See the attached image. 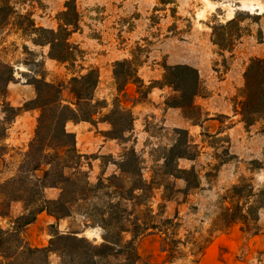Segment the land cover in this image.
<instances>
[{
    "label": "rangeland",
    "instance_id": "obj_1",
    "mask_svg": "<svg viewBox=\"0 0 264 264\" xmlns=\"http://www.w3.org/2000/svg\"><path fill=\"white\" fill-rule=\"evenodd\" d=\"M67 1L42 0V6L27 2L17 5V10L22 14L32 12L38 26L57 30V16L65 10ZM76 2L79 29L71 33L69 42L81 51V56L73 66L51 59L48 46L34 45L31 37L0 22V60L12 64L16 72L7 87V101L23 109L8 129L9 153L0 161L1 176L8 178L16 173L35 136L40 111L30 109L32 105L25 107L37 95L34 79L61 84L67 104L73 102L71 78L86 72L82 66H93L99 71L95 97L104 101L106 107L92 123L70 122L66 126L75 134L76 149L84 155L82 170L90 183L120 175L119 165L133 149L142 163L144 177L150 179L163 163L162 149L179 139L176 129L187 130L198 145L194 160L180 159L178 164L183 169L195 168L200 187L176 193L166 202L161 200V191L157 192L153 199L155 213L174 219L176 226H169L167 236L156 233L140 238L136 245L139 258L134 264H264V208L259 211L257 232L242 231L240 224L226 231L213 228L221 207L230 205L235 185L244 186L246 192H250L248 185H253L255 193L264 190V119L248 127L239 114L245 72L250 61L259 58L256 47H264V0ZM238 11L242 12L238 23L216 30L215 35L214 28L225 25ZM13 21L21 22L17 16ZM125 59L139 64V81L130 82L121 91L114 77V65ZM166 65H188L198 70L204 92L194 102L202 112L201 126L188 121L181 108L166 105L175 94L171 87L162 86ZM227 79L229 82L224 84ZM115 105L133 115V130L121 139L113 138L122 134H116L117 130L107 121ZM1 110L0 105V119ZM112 119L117 121L115 116ZM84 133L88 138L83 137ZM174 182L177 189L185 188L183 181ZM59 194L57 188L45 191L49 200L57 199ZM23 212L22 202L12 203V218ZM83 219L76 216L57 221L43 212L22 230V235L32 247H47L55 229L65 234L81 231ZM9 223L1 222L5 229ZM83 230L80 237L97 245L104 243L101 227L92 224ZM50 262L58 264L60 259L54 254ZM105 264L125 263L123 256L115 254Z\"/></svg>",
    "mask_w": 264,
    "mask_h": 264
},
{
    "label": "trees",
    "instance_id": "obj_2",
    "mask_svg": "<svg viewBox=\"0 0 264 264\" xmlns=\"http://www.w3.org/2000/svg\"><path fill=\"white\" fill-rule=\"evenodd\" d=\"M27 2L42 6V0H0V22L12 25L22 35L31 37L34 45L48 46L51 59L75 65L81 51L69 42V36L79 29L76 0H68L65 10L58 14L57 30L38 26L32 12L19 13L17 5ZM240 14L242 12L238 11L225 25L215 27L214 34L218 29L238 23ZM14 16L21 22L15 23ZM138 67L139 64L128 59L115 63L114 77L121 91L130 82L139 81ZM164 68L162 86L171 87L175 92L167 99L166 105L181 108L188 121L201 126L202 112L194 102L204 92L198 70L188 65H166ZM81 69L86 72L71 78L73 102L67 104L62 98L61 84L48 82L45 78L34 79L37 95L25 107L32 105L30 109L40 111L35 136L16 173L3 178L0 171V264H51L50 257L54 254L60 259L58 264H105L115 254L123 256L125 264H134L139 258L136 245L140 238L156 233L167 236L171 230L169 226H176L174 219L155 213L153 199L157 192L161 191V200L166 202L172 200L176 193H187L200 187V177L195 168L183 169L178 164L180 159L194 160L197 156L198 145L184 129H176L179 139L171 147L162 149L163 163L157 166L150 179L144 177L142 163L133 149L123 157L119 165L120 175L113 174L99 178L96 184L90 183L88 174L82 170L84 155L76 149L75 134L67 131L66 126L70 122L92 123L106 106L104 101L95 97L99 83L98 69L93 66H82ZM15 73L12 64L0 60V105L3 114L0 119V161L9 153L6 144L8 129L23 111L7 101V87L15 79ZM244 76L245 88L239 114L250 127L264 119V58L252 59ZM114 116L117 121L112 119ZM110 117L107 121L113 130L122 134L114 135V139H121L126 132L133 130V115L128 109L115 105ZM118 126L121 129H117ZM67 169L72 172L66 174ZM174 180L183 181L185 188L177 189ZM243 187L235 185L232 188L230 205L221 207L213 223L215 230L226 231L240 224L242 231H259L264 190L255 193L253 185H248L250 192H246ZM47 188L59 189V197L49 200L45 195ZM13 202L24 205L23 214L16 218L10 215ZM43 212L57 221L82 216L83 228L66 234L55 229L49 246L32 247L23 238L22 230ZM2 220L10 222L8 229L2 226ZM92 224L104 230V243L97 245L79 236L84 228Z\"/></svg>",
    "mask_w": 264,
    "mask_h": 264
},
{
    "label": "crops",
    "instance_id": "obj_3",
    "mask_svg": "<svg viewBox=\"0 0 264 264\" xmlns=\"http://www.w3.org/2000/svg\"><path fill=\"white\" fill-rule=\"evenodd\" d=\"M261 25H262V27H263V29H264V18L261 19ZM263 35H264V34H263ZM263 45H264V44H263ZM263 51H264V47H261V46H260V47H256V49H255V52H256V54H257L256 56L259 57V58H264V53H263ZM249 56H252V57H253L254 55H253V53H250ZM249 58H250V57H249ZM253 58H254V57H253ZM247 61H249V60H247ZM228 80H229V79L225 80V81H224V84H225L226 82H229ZM90 134H91V132H90ZM83 137H84V138H88L87 133H84ZM42 214H43V213H42Z\"/></svg>",
    "mask_w": 264,
    "mask_h": 264
}]
</instances>
